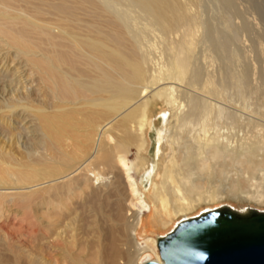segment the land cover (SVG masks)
<instances>
[{
	"label": "bare ground",
	"instance_id": "obj_1",
	"mask_svg": "<svg viewBox=\"0 0 264 264\" xmlns=\"http://www.w3.org/2000/svg\"><path fill=\"white\" fill-rule=\"evenodd\" d=\"M233 2L0 0V242L15 264L161 262L151 225L264 212L188 217L228 194L264 206V98ZM15 125L3 142L18 153L1 137Z\"/></svg>",
	"mask_w": 264,
	"mask_h": 264
},
{
	"label": "water",
	"instance_id": "obj_2",
	"mask_svg": "<svg viewBox=\"0 0 264 264\" xmlns=\"http://www.w3.org/2000/svg\"><path fill=\"white\" fill-rule=\"evenodd\" d=\"M157 248L161 262L142 264H264V212H203L159 237Z\"/></svg>",
	"mask_w": 264,
	"mask_h": 264
},
{
	"label": "rangeland",
	"instance_id": "obj_3",
	"mask_svg": "<svg viewBox=\"0 0 264 264\" xmlns=\"http://www.w3.org/2000/svg\"><path fill=\"white\" fill-rule=\"evenodd\" d=\"M210 1L211 0H202V8L204 9V10H206L207 9V7H209L210 5H211V3H210ZM234 2V4H235V6H236V8H238V10L239 9H241L242 7V9H241V15H242V21H244V22H248V24H246V27H245V33L243 32L244 30H242V29H239L238 31V33L240 34V35H238V40H237V42H239L240 44H234L235 45V47H238V45H239V47H238V49L240 48V46H241V42H242V40H246V41H244V43H245V45L247 46V48L249 49L248 50V57L249 58H247V60L248 61H245L247 64H250L252 67H254V70L256 71V73H255V75H256V77L258 78H256L255 76H254V78H255V81H254V86H256L255 88L256 89H254V91H255V93L258 95V96H255L254 94H251V96L252 97H254L253 98V101H254V99L256 98V102H258L259 100H260V97L262 98H264V57L262 56V54H261V48H263L264 49V47H263V45H264V0H236V1H238L237 3H235L236 1L235 0H233ZM239 4H240V6H239ZM247 7V9L248 10H246V7ZM244 8H245V10H244ZM206 11H208V10H206ZM243 11H245V13L243 12ZM243 12V13H242ZM248 12V13H247ZM244 15V16H243ZM250 18H249V17ZM254 16V17H253ZM246 17L247 18H249V19H246ZM251 17H253V19L255 20H253ZM244 19V20H243ZM252 19V20H251ZM246 20V21H245ZM252 21V22H251ZM235 22V21H234ZM255 22V23H254ZM251 25V26H250ZM250 27V28H249ZM255 27V28H254ZM248 31H247V30ZM250 30V31H249ZM240 31H242V33H240ZM257 31V32H256ZM247 35V37L246 38H244L243 39V37L242 36H244L245 37V35ZM249 34V35H248ZM261 36V37H260ZM241 37V38H240ZM242 39V40H241ZM248 40V41H247ZM263 40V41H262ZM246 42H248L249 44L247 45V43ZM261 42V43H260ZM261 44H263L262 46H261ZM2 48V46H0V49ZM4 51H0V54L1 55H3V56H5L4 55ZM0 55V56H1ZM2 56V57H3ZM261 56V57H260ZM236 61H238V60H235L234 62H236ZM240 61V60H239ZM238 61V62H239ZM256 61V62H255ZM233 62V60L231 61V64H234V65H231L230 63H229V67L230 68H235V69H237L236 68V65L237 66H240V65H242V63L243 62H239V64H238V62H237V64H235ZM249 62V63H248ZM0 63H2V64H0V70L2 71V70H4L5 69V67L7 66V64L9 63L8 61L6 62L5 60H3L2 62H0ZM235 66V67H234ZM262 67H263V70H262ZM239 68V67H238ZM261 70V71H260ZM262 71H263V74H261L262 73ZM258 72V73H257ZM263 76V77H262ZM8 78V76L7 75H3V74H0V81H3V79L6 81V79ZM257 79V80H256ZM263 80V81H262ZM4 81V82H5ZM258 82V83H257ZM261 83V84H260ZM263 85V86H262ZM257 91H258V93H257ZM261 94V95H260ZM235 98H236V96H235ZM259 100H258V99ZM163 105V103H161V102H158V104L156 105L157 107H161ZM18 125H15V128H11V129H7L6 128V130H9V131H6V130H4V131H6V132H3L2 133V135H1V137H3L2 138V144L4 145V147H6L7 149L9 148L8 147V143H5V142H3L4 140H5V138H13L15 135H16V133L18 134V133H20V127H17ZM1 128H3L1 125H0V131L2 132V130L3 129H1ZM4 129H5V127H4ZM17 131V132H16ZM150 133V143H151V146H150V153L149 154H153V152H154V147H155V144H156V139H155V136H154V131H150L149 132ZM12 134L14 135V136H12ZM1 139V138H0ZM1 143V142H0ZM14 148H15V150H14ZM9 149H11V151H13L14 153H18V151H20V148H18V146L16 145V144H13L12 146H11V148H9ZM19 149V150H18ZM243 166H245V164L243 165ZM234 196L232 195V194H228L227 196H224V199H222L221 201H216V202H214V203H210V204H205V203H201L200 205H197L192 211H194V212H192L191 211V213L189 214V216L188 217H191V216H194V215H197L199 212H201L202 210H205L206 208H209V207H218V206H222V205H224V204H227V205H230V206H233V207H238V206H250L251 208H255V209H257V210H264V206H262V207H256L255 206V203H253V202H250L249 200H246V199H244V200H241V199H235V198H233ZM113 198L111 197V198H109L108 199V201H110L111 203L113 202ZM206 205V206H205ZM204 206V207H203ZM205 208V209H204ZM202 209V210H201ZM148 219L151 221V223L154 221V219H153V216H149L148 217ZM153 224V223H152ZM172 225H173V223L171 222V223H168L167 225H166V227H161L160 225L159 226H153V225H151V226H149V228L153 231V232H155V234H157V235H160V236H164V235H166L167 233H169V231L171 230V227H172ZM18 228H20V227H12V229L13 230H11V228H10V230L13 232L14 231V233L18 236V237H20V238H22V239H25L24 238V235H23V233H24V229H22V228H20V229H18ZM15 229H17L16 231H15ZM20 230V231H19ZM22 230H23V233H22ZM17 232V233H16ZM142 261H145V258H144V260H142ZM96 263V262H95ZM0 264H15L14 263V261H13V259H12V257L10 256V253L8 252V251H6L5 249H4V247H3V245L1 244V242H0ZM57 264H60V259L57 261ZM90 264H92V263H90ZM94 264V263H93Z\"/></svg>",
	"mask_w": 264,
	"mask_h": 264
}]
</instances>
